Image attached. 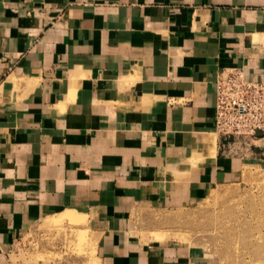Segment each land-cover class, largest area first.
I'll return each mask as SVG.
<instances>
[{
    "label": "crops",
    "instance_id": "crops-1",
    "mask_svg": "<svg viewBox=\"0 0 264 264\" xmlns=\"http://www.w3.org/2000/svg\"><path fill=\"white\" fill-rule=\"evenodd\" d=\"M236 67L264 82V0H0V264H67L13 257L67 209L101 264H211L138 217L240 179L244 148L216 132L215 81ZM252 150L264 166V131Z\"/></svg>",
    "mask_w": 264,
    "mask_h": 264
},
{
    "label": "rangeland",
    "instance_id": "rangeland-1",
    "mask_svg": "<svg viewBox=\"0 0 264 264\" xmlns=\"http://www.w3.org/2000/svg\"><path fill=\"white\" fill-rule=\"evenodd\" d=\"M230 141L244 148L234 154L245 159L237 182L217 186L185 208L140 209L144 217H138L141 231L137 233L145 240H178L193 246L211 264H260L264 260V166L253 154L255 139ZM66 212L75 216L63 218ZM98 238L88 214L67 209L33 224L16 243L13 257L28 263L101 264Z\"/></svg>",
    "mask_w": 264,
    "mask_h": 264
},
{
    "label": "built area",
    "instance_id": "built-area-1",
    "mask_svg": "<svg viewBox=\"0 0 264 264\" xmlns=\"http://www.w3.org/2000/svg\"><path fill=\"white\" fill-rule=\"evenodd\" d=\"M215 88L216 130L224 141H247L264 131V82L247 80L236 67L221 73Z\"/></svg>",
    "mask_w": 264,
    "mask_h": 264
},
{
    "label": "bare ground",
    "instance_id": "bare-ground-1",
    "mask_svg": "<svg viewBox=\"0 0 264 264\" xmlns=\"http://www.w3.org/2000/svg\"><path fill=\"white\" fill-rule=\"evenodd\" d=\"M213 143H214V145H215V141L213 140ZM75 216V214L74 213H69V212H66V213H64L63 214V218H69V217H71V218H73ZM62 218V219H63ZM60 222V221H59ZM62 222V221H61ZM260 262V264H264V260L263 261H259Z\"/></svg>",
    "mask_w": 264,
    "mask_h": 264
},
{
    "label": "water",
    "instance_id": "water-1",
    "mask_svg": "<svg viewBox=\"0 0 264 264\" xmlns=\"http://www.w3.org/2000/svg\"><path fill=\"white\" fill-rule=\"evenodd\" d=\"M261 133H262L261 131H258L257 134H256V136H260Z\"/></svg>",
    "mask_w": 264,
    "mask_h": 264
}]
</instances>
